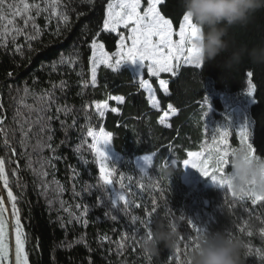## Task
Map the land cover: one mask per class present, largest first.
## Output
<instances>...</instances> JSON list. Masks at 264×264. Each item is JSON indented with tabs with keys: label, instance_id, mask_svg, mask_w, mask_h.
<instances>
[{
	"label": "trees",
	"instance_id": "trees-1",
	"mask_svg": "<svg viewBox=\"0 0 264 264\" xmlns=\"http://www.w3.org/2000/svg\"><path fill=\"white\" fill-rule=\"evenodd\" d=\"M28 2L44 7V0ZM108 2L94 0L89 5L86 0H60L57 12L68 15L67 24L59 16L49 18V12L36 16L33 10L39 29L35 40L26 39L35 34L31 23L15 43L11 33L0 38V116L5 128L15 129L14 135L9 132V147L3 145L0 133V157L5 160L9 187L17 196L29 264H181L192 250L189 247L185 255V243L195 242L198 236L193 225L238 237L253 253L245 255L244 264H264L255 254L257 249L264 252V201H242L238 194L233 196L232 189L220 187L211 178L201 177L190 184L182 180L188 153L207 154L213 136L219 139L220 131L229 132L230 148L242 147L238 127L246 121L251 132L249 142L264 157V64H254L245 56L239 65L228 69L223 65L225 53L200 68L180 63L176 76L145 74L142 78L149 80L161 102L159 109L150 105L139 85L140 78L127 67L113 72L100 66L97 84L92 86V40L102 42L109 53L117 50L119 41L117 33L103 31ZM166 5L160 6L161 11L178 30L184 13L182 0H166ZM16 24L24 27L19 17ZM227 39L248 49L264 44V8L246 25L230 29ZM62 57L67 62L61 63ZM249 71L256 85L251 97L247 95ZM159 79L168 81L167 94L160 88ZM41 96L46 106L36 111ZM110 96H124L125 103L109 100ZM205 97L211 105L206 117ZM105 100L109 110L101 117L95 104ZM168 104L177 110L166 122L170 127L159 123ZM25 105L34 109L30 116ZM113 107L119 111L112 112ZM18 110L24 119L42 118L31 124L26 146L20 143L19 119H13ZM89 128L97 133L103 128L112 134L110 146L119 157L108 161L115 169L110 177L114 185L109 186L108 193L114 198L113 190L119 191L121 177L125 185L131 183L127 208L123 202L117 208L108 202L96 156L89 147ZM38 140L45 146L34 150ZM153 153L157 154L153 166L147 167L148 175L144 176L134 159ZM169 167L175 169L172 176L166 171ZM0 185L7 198L8 190L2 182ZM152 200L157 201L152 229L161 221L174 225L177 243L174 249L161 245L157 256L146 257L139 248L140 235L147 231L141 221L148 219ZM133 217H137L135 223ZM121 243L123 248L118 247Z\"/></svg>",
	"mask_w": 264,
	"mask_h": 264
},
{
	"label": "snow or ice",
	"instance_id": "snow-or-ice-1",
	"mask_svg": "<svg viewBox=\"0 0 264 264\" xmlns=\"http://www.w3.org/2000/svg\"><path fill=\"white\" fill-rule=\"evenodd\" d=\"M91 5L94 0H86ZM60 0H44V7H41L40 3H30L28 0H0V38L7 36L11 33V41L15 43L17 36L24 34L25 29L31 23L32 28L35 30V34L26 36V39L31 41L35 40L39 35V29L34 20V14L40 15L42 12H49V18L52 16H59V18L65 23H68L69 17L67 14L58 13L57 7ZM146 7H142V0H109L107 3L104 19H103V31L106 33H117L119 35V43L117 51L115 53H109L105 51V45L99 42L97 39H93L90 45L91 48V85L97 84V71L100 66H104L107 69H111L113 72H118L126 64H136L139 62L142 69H146L147 75L151 77L159 78L161 73H170L172 76H176L181 70L180 61L183 60L185 64H190L196 68L202 66V62L195 59L196 47L193 41L196 39L198 30L196 24L192 21L191 17L187 13H183L182 20L179 22L176 31L174 29V21L168 18L162 13L161 7H166V0H146ZM33 10L35 13L33 14ZM19 17L23 20L24 27H20L16 24V18ZM120 29L127 30V35ZM178 37V39H174ZM17 52H21V48L17 47ZM61 63L67 62L63 57ZM9 75H11L9 73ZM253 72L247 73L248 79V91L247 95L251 97L253 91L256 89V85L252 82ZM63 83V82H62ZM139 85L145 89L148 93L149 103L153 108L159 109L161 102L156 99L153 94V88L149 84L147 79H140ZM160 88L163 89L164 93L169 92L168 81L159 79ZM84 86H88V82H84ZM25 95L28 94V88L23 89ZM109 100H114L118 104L125 103L124 96H110ZM204 104L207 106V111L204 113L206 117L211 109L209 99L204 98ZM45 97L40 98V107L36 111H43L45 108ZM2 107V105H0ZM28 109L29 116L34 111L31 105H25ZM168 111H165L160 117L159 123L170 127L166 122L169 119V114L173 115L176 113V109L172 104H168ZM95 108L99 115L103 117L105 111L109 110L108 100L102 103H96ZM60 109L58 108L57 111ZM112 112H118L119 109L116 107L111 108ZM14 120L19 119V131L21 132L20 143L22 146H26L28 137L30 135V129L32 123H39L40 119L32 121L31 119H24L22 113L18 110L13 118ZM43 128V126H42ZM9 132L15 134V129H7L4 127V118L0 116V133H3V145L9 147ZM88 137L92 138V143L89 145L94 150L97 161L99 163L100 180L105 188V192L108 198V202L113 208L119 207L120 203H124V207L127 208L130 205V201L127 199V195L132 192V185L129 183L125 185L123 183V177H121L120 188L115 198L109 196L108 188L114 185V181L110 178L113 175L115 169L110 167L108 163V157L101 145H108L112 143V134L106 133L103 128L99 132H94L91 128L87 131ZM238 135L240 138L241 146H247L251 155L259 158L257 154L258 150L253 147V143L249 142L251 132L249 130L248 121L241 124L238 127ZM229 132L225 129L220 131L219 139L213 136L212 146L207 148V154L205 151L189 152V159H185L183 164L184 167H191L200 172L203 177L211 178V180L222 188L232 189L231 181L228 176L229 169V156L233 148L228 145ZM51 139V137H49ZM44 143L40 140L33 146L34 150L42 149ZM15 151V149H13ZM157 155L153 153L151 157L146 159V165L148 167L153 166V156ZM29 167L31 161H29ZM43 167V164H42ZM141 173L144 176L148 175V171L144 168L141 169ZM46 175V173H43ZM130 179V178H129ZM0 182L3 183L5 189H7V199L11 202V215L14 220V233H15V252H14V264H29V254L25 250L26 234L21 224V218L19 209L17 208V196L13 194L9 187V177L5 169V160L0 157ZM91 187V186H90ZM143 184L140 188H143ZM127 188V192L124 189ZM233 196L237 194L233 191ZM240 200H251L253 204L258 201H264V197L256 195L252 191L242 193L238 197ZM156 200H152V209L148 213V219L141 221L146 224L147 231L145 234L140 235V239L147 236H151L152 232V220L151 216L156 212ZM140 205H137L139 207ZM79 207V205H78ZM7 209L3 198H0V264H13L10 257L9 247V221L6 217ZM87 209L85 208V213ZM116 219L115 216L112 217ZM137 217H133V223H135ZM87 223V221H85ZM191 224L192 221L189 220ZM175 230V226H172ZM194 231L198 233V236L206 231L205 228L197 227L193 225ZM264 233V229H261ZM251 235V232L248 233ZM195 242L189 240L185 243V255L189 247L197 246ZM123 239V238H122ZM118 247L123 248L124 244L121 243ZM246 255H251L252 250L246 245ZM177 256L179 257V249ZM257 256L261 260H264V252L257 249ZM184 264V261H181Z\"/></svg>",
	"mask_w": 264,
	"mask_h": 264
},
{
	"label": "clouds",
	"instance_id": "clouds-1",
	"mask_svg": "<svg viewBox=\"0 0 264 264\" xmlns=\"http://www.w3.org/2000/svg\"><path fill=\"white\" fill-rule=\"evenodd\" d=\"M182 5L198 30L193 41L195 59L208 63L227 53L223 65L228 69L239 65L245 56L254 64H264V44L248 49L237 47L227 39L230 29L246 25L258 10L264 8V0H182ZM228 164V176L236 194L252 191L264 197V157H254L247 146H242L230 153ZM174 170L173 167L166 169L171 176ZM176 236L170 225L158 222L151 236L140 239L141 253L146 257L157 256L161 245L174 249ZM196 244L185 257L184 264H244L245 243L225 231H204Z\"/></svg>",
	"mask_w": 264,
	"mask_h": 264
},
{
	"label": "rangeland",
	"instance_id": "rangeland-1",
	"mask_svg": "<svg viewBox=\"0 0 264 264\" xmlns=\"http://www.w3.org/2000/svg\"><path fill=\"white\" fill-rule=\"evenodd\" d=\"M146 6H147L146 5V0H142V7H146ZM178 30H176V31H178ZM120 31L124 32V34L127 35V30L120 29ZM174 39H178V37H174ZM118 43H119V41H118ZM182 61L183 60H181L180 63H182ZM123 67L129 68L131 70L133 76H135L137 78H140L141 79L143 75H145V74L147 75L146 69L145 70L142 69L140 67L139 62H136V64L129 63V64L124 65ZM90 69H91V62H90ZM90 75H91V72H90ZM148 82H149V80H148ZM149 84H150V82H149ZM146 93H147V91H146ZM153 94H154V91H153ZM147 96H148V93H147ZM101 148H102V150L105 151L107 157L109 158L108 161H110V160H117L118 159L119 156L114 152V150L112 149V147L110 146V144H108V145H101ZM92 151L94 152L93 149H92ZM94 154H95V152H94ZM148 157H151V155L141 156V157L135 158L134 159V164H135L136 168L139 169L140 171H141L142 168H144L146 170L148 166L146 165V162L145 161H146V159ZM188 159H189V157H188ZM97 163H98V161H97ZM98 167H99V163H98ZM183 168H184V174L182 175V180H183V182L185 184H190V183H192L194 181H199L200 178L203 177L200 174V172L198 170L194 169V168L184 167V164H183ZM113 194H114V198H115L116 195H117V192L115 190H113ZM0 198H3L4 199L5 207L7 209L6 217H7L8 221H9V247H10V257H11V260H12V262L14 264V252H15L14 220H13V217L11 215V207L9 206V201L6 198V196L4 194V190H3V188H2L1 185H0Z\"/></svg>",
	"mask_w": 264,
	"mask_h": 264
},
{
	"label": "crops",
	"instance_id": "crops-1",
	"mask_svg": "<svg viewBox=\"0 0 264 264\" xmlns=\"http://www.w3.org/2000/svg\"><path fill=\"white\" fill-rule=\"evenodd\" d=\"M182 63H184V61H182ZM151 105V104H150ZM152 106V105H151ZM171 114H169V116H170Z\"/></svg>",
	"mask_w": 264,
	"mask_h": 264
}]
</instances>
